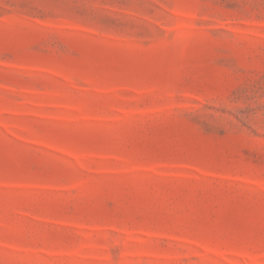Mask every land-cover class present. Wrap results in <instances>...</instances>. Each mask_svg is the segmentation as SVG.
I'll return each instance as SVG.
<instances>
[{
    "label": "rangeland",
    "instance_id": "1",
    "mask_svg": "<svg viewBox=\"0 0 264 264\" xmlns=\"http://www.w3.org/2000/svg\"><path fill=\"white\" fill-rule=\"evenodd\" d=\"M0 264H264V0H0Z\"/></svg>",
    "mask_w": 264,
    "mask_h": 264
}]
</instances>
